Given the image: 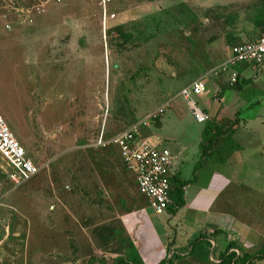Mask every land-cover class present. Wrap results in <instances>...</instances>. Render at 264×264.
<instances>
[{
    "label": "rangeland",
    "instance_id": "rangeland-1",
    "mask_svg": "<svg viewBox=\"0 0 264 264\" xmlns=\"http://www.w3.org/2000/svg\"><path fill=\"white\" fill-rule=\"evenodd\" d=\"M98 2L0 0V111L39 166L34 178L15 187L0 156V264H219V252L206 240L191 253L192 239L175 245L165 216L170 213L149 208L116 148L98 149L94 143L101 132L124 130L169 101L164 114L139 135L159 136L160 146L173 156L185 147L180 173L191 177L207 122L194 120L180 90L206 79L205 91L194 98L206 113L207 93L228 79V73L214 76L210 70L228 57L231 45L264 34V0H113L107 12L115 17L105 26ZM5 25L11 31L3 30ZM8 32L11 37L4 40ZM34 49L40 64L29 67ZM234 69L240 77L246 71L258 74L256 83H264V63L255 71L246 64ZM251 83L240 93L246 101L258 95ZM227 90L231 97L236 93ZM259 97L253 108L239 106L238 117L261 122L262 136L264 99ZM228 139L215 138L209 157L217 161L237 148ZM262 171L254 173L260 194L254 183L253 198L250 182L240 181L205 218L195 221L187 206L181 209L186 231L204 218L221 230L212 235L217 245L232 242L240 255L264 251ZM184 198L190 200L185 190ZM255 218L263 237L253 247L236 228L241 222L257 226Z\"/></svg>",
    "mask_w": 264,
    "mask_h": 264
},
{
    "label": "crops",
    "instance_id": "crops-1",
    "mask_svg": "<svg viewBox=\"0 0 264 264\" xmlns=\"http://www.w3.org/2000/svg\"><path fill=\"white\" fill-rule=\"evenodd\" d=\"M3 30L11 31V27L10 28L9 26H7V28L3 27ZM9 36L11 37V32H8L7 35H4L3 39L8 38ZM253 40H249V41H253ZM243 42H248V41H243ZM32 53H33V57H32L33 60L32 62L29 61L27 63L29 67L30 65L36 66V64L39 63L37 62L38 54L36 53V50L34 49ZM33 70L34 73H36L35 69ZM261 72H264V70H261ZM252 73L253 72L250 73L246 71L242 74L240 80L242 81L243 84L240 86L239 89L237 88L235 89L233 86H229L227 80H223V82H220L218 84L213 82L215 88L213 92L210 90L209 93H207V97H206L207 100L203 104L204 105L203 108L207 113L205 114L208 115L209 117L208 120L209 122L221 126L223 130L227 129L229 126L232 125L231 132L226 133L225 137H227V139L229 138L228 140L230 139L234 140L237 145V148L235 147L234 149H231L229 153L225 154L221 159L217 161L214 160L213 156L207 160H204L200 169L196 171H194L193 169L195 166L194 164L191 170V177L185 179L181 177L180 167H182L183 165L182 162L185 164V162L187 161V156H185L184 153L186 151V148L183 147V148H178L176 151L174 150L175 156H177V153L178 156L177 157L173 156L172 173L178 175V177L182 181H189L188 184L185 186L184 190L187 191V196L189 194L190 197L189 201L185 200L184 198L183 206L178 208L175 211V213L173 214L170 213V216H167L165 214V216L168 219V223L172 229V233L174 234L172 235V237L174 238L175 245L178 242L188 243L189 240L202 236L205 240L210 242V244H212L211 246H214V249L216 248L218 252L223 251L226 247L225 245H227L224 242V240H221L220 244L217 245L214 238H212V235H216L220 233L221 230L218 229V225L216 226V224L212 225L209 224V222H205L206 220L204 219L205 216L207 214L209 215L212 213V209L215 203L224 194V192L228 188H230L231 184L237 185V182L240 181L245 182L246 184L250 182L249 183L251 185L250 188L253 190L251 196L252 198L254 197V186H255L254 183H256L254 179L256 180L258 178V176L254 175V173L262 174L263 172L262 168L264 167V135L261 136L259 134V132L262 130V127H260L261 122H259L258 120H254V118H249L247 119V121H243L242 118L238 117L242 110L240 109V107L245 109L253 108L254 105L257 104L258 102L256 101L257 96H260L259 97L260 100L261 98L264 99V86H263L264 83L259 82L260 84L259 86V84L256 83V81L258 82L259 79L258 74L255 75ZM204 81H205V85L207 86L206 79H204ZM250 82H252L251 83L252 87H250L252 89L251 92L252 93L255 92V94L258 95H252V99L246 101L247 96L244 97L242 96L243 94L240 93L243 92L244 89H246L250 85L249 84ZM228 88L229 89L234 88L236 90V93L232 97L231 94L229 93L230 90H227ZM227 95L230 96L226 99ZM236 105L238 107L235 109ZM249 126L250 128H246ZM158 137L156 138L155 136H152V138L155 139L156 141L160 140ZM211 150H214V147ZM220 151L222 150L220 149ZM116 153L119 156L118 152ZM172 154L174 155V153ZM221 154L222 153H220V155ZM199 173L203 174L202 179H199L200 178ZM245 174H249V176ZM258 184L256 183V188H257V192H259L260 194V184L259 185ZM258 198L259 195L256 197V199ZM186 206L188 207L187 210L189 212V215L193 216L191 218H194L195 221L199 218L204 217L201 220L202 223L200 226L197 225L196 222H194V224L189 223L191 225H194V228H192V226L190 227L189 225L187 227L188 228L187 231H186V227H184V225L181 223L184 216H182L183 218L178 216V213H180L179 211L181 209H184ZM223 212H221V214H223ZM186 220L188 221V219ZM217 220H219L218 217ZM255 220L257 224V226L255 227L253 226L250 227L246 223L244 224L243 222L238 224L239 226H237V228L235 227L236 231L240 232V234L243 237H245V240H248V238H250L251 242L253 241L252 242L253 247L256 245V243L258 244L260 238L263 237V235L260 234V228H259L260 218H255ZM251 221L254 220H250L249 222ZM190 229H193V231L200 229V231L197 232L198 235L196 234V231L193 234H191L192 230L190 231ZM233 234L234 236H236V233Z\"/></svg>",
    "mask_w": 264,
    "mask_h": 264
},
{
    "label": "built area",
    "instance_id": "built-area-1",
    "mask_svg": "<svg viewBox=\"0 0 264 264\" xmlns=\"http://www.w3.org/2000/svg\"><path fill=\"white\" fill-rule=\"evenodd\" d=\"M63 0H42V4H60ZM113 0H99L101 19L105 23L113 20L115 14L107 12V6ZM42 7V6H41ZM43 11V10H42ZM41 13L40 7L37 10ZM7 28V25L5 26ZM264 63V34L253 41L233 44L228 48V57L217 67L210 70L212 75L228 73L227 83L234 86L239 82L240 74L234 69L237 64H246L252 71L258 69ZM206 89L204 78L193 81L190 85L180 90V96L188 104V108L197 123H205L209 120L208 115L202 112L194 101ZM170 102L162 103L146 118L124 130L110 136L101 132L94 143L95 148H116L124 168L133 177L134 184L139 194L143 195L149 208L154 213L166 210L170 203V177L173 175V154L160 142L153 138H141L139 131L148 127L156 118H160ZM0 156L10 168L9 181L18 187L34 178L39 171L32 159L28 156L25 148L17 140L14 133L6 123L0 111Z\"/></svg>",
    "mask_w": 264,
    "mask_h": 264
},
{
    "label": "trees",
    "instance_id": "trees-1",
    "mask_svg": "<svg viewBox=\"0 0 264 264\" xmlns=\"http://www.w3.org/2000/svg\"><path fill=\"white\" fill-rule=\"evenodd\" d=\"M259 17V16H258ZM242 85V82H237L233 87L239 89ZM232 125L227 129H222L221 126L214 124L212 122L207 121V125L204 127L201 135V143L199 145L200 150V160L195 164L194 171L200 169L204 160L209 159L211 153L213 152L211 149L213 148L214 139L219 138L221 135H225L226 133L231 132ZM116 133V132H115ZM112 149V148H111ZM207 158V159H206ZM189 181H182L178 175L173 174L170 177V192L169 199L170 203L166 207V211L169 213H175V211L182 207L183 196H184V188L188 184ZM201 241H205L202 236H199L195 239H192L189 243V253H191L195 249V245L200 243ZM209 247L211 244L206 240ZM232 242H228L225 249L219 252V264H255V262L264 260V251L255 252L254 254L244 253L242 255L238 254L233 250ZM214 250V249H213Z\"/></svg>",
    "mask_w": 264,
    "mask_h": 264
}]
</instances>
